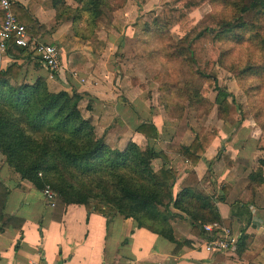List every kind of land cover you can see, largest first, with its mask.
Listing matches in <instances>:
<instances>
[{
    "label": "crops",
    "instance_id": "1",
    "mask_svg": "<svg viewBox=\"0 0 264 264\" xmlns=\"http://www.w3.org/2000/svg\"><path fill=\"white\" fill-rule=\"evenodd\" d=\"M13 1L30 16L28 32L34 38L48 42L61 38L58 31L45 32L56 18L51 0ZM64 56L61 71L53 74L30 50L17 55L4 51L0 54V67L18 62L22 65L19 78L24 82L43 77L52 91L80 93L81 106L87 107L81 111L82 116L92 120L97 136L110 148L123 150L133 142L142 150L151 147L165 154L166 158L152 160L154 170H177L175 194L192 187L212 196L222 217L219 224L231 229L237 242L230 251L211 253L202 248L204 239L192 234L187 219L173 221L175 239L190 242L177 246L139 227L134 218L120 214L106 217L84 204L51 207L43 192L22 179L0 153V183L8 191L0 217V264H264V150L257 148L263 132L257 138L247 136L246 140L233 142L227 140L230 136L223 125H217L215 138L199 163L193 165L185 161L183 147L201 136L204 122L198 119L200 128H196L191 120H186L189 108L186 103L177 108L176 99L170 96L172 83L161 85L146 73L140 75L147 68L143 67L144 57L138 60L136 55L130 56L131 61L136 57L134 63L128 61L132 68L116 83L112 70L100 79L95 67L91 73L80 65L72 69L76 67L72 61L75 55L68 52ZM69 58L71 65L65 62ZM144 122L155 125V138L138 131ZM221 168L227 170V179L216 178L215 173ZM259 170L261 176L256 179ZM9 217L22 223L11 222Z\"/></svg>",
    "mask_w": 264,
    "mask_h": 264
},
{
    "label": "trees",
    "instance_id": "2",
    "mask_svg": "<svg viewBox=\"0 0 264 264\" xmlns=\"http://www.w3.org/2000/svg\"><path fill=\"white\" fill-rule=\"evenodd\" d=\"M10 1L13 14L29 30L30 16L22 5ZM53 4L57 9V1ZM248 9L263 10L264 0H250ZM99 13L97 9L91 15L95 18ZM175 13L178 14L177 23L187 32L185 57L190 64L196 65L197 75L206 85L203 90L206 95L216 80L202 65L209 41L218 33L245 23L241 19L232 22L208 19L192 24L186 11ZM0 21H3L2 12ZM155 21L169 28L173 26L170 20L156 18ZM5 52L17 55L25 53L26 49L10 41ZM20 72L22 65L18 62L0 67V151L22 179L43 192L47 185L51 186L62 201L59 204L56 200L55 206L84 204L106 217L120 214L134 218L139 227H145L177 246L190 244L188 240L175 239L173 221L177 218L190 221L193 235L202 239L213 236L204 226L221 223L217 202L192 187H185L175 194L173 183L177 170L163 167L155 171L152 166L154 158H166L165 154L151 147L142 150L133 142L123 150L110 148L97 136L92 120L82 116L79 105L83 96L80 93L52 91L43 77H37L32 83L24 82L19 78ZM215 85L218 107L227 111L232 106L228 98L230 93L216 82ZM138 131L147 138L157 136L155 125L149 122L142 123ZM216 134V130L209 131L194 138L190 146L183 147L185 161L197 165ZM257 148L264 150V137ZM255 176L260 178L261 170ZM0 188L3 190L0 192L2 217L8 191L1 183ZM7 220L22 223L14 217Z\"/></svg>",
    "mask_w": 264,
    "mask_h": 264
},
{
    "label": "rangeland",
    "instance_id": "3",
    "mask_svg": "<svg viewBox=\"0 0 264 264\" xmlns=\"http://www.w3.org/2000/svg\"><path fill=\"white\" fill-rule=\"evenodd\" d=\"M55 1L56 18L45 32H59L61 38L50 43L61 49L62 60L68 52L75 55L72 61L75 60L76 67L72 69L82 66L83 69L89 68L91 73L95 67L100 72V79H105L112 70L110 74L113 73L117 83L123 73L132 68L128 63L130 56L136 55L138 60L144 57L146 63L143 67L147 68L140 75L146 73L161 85L168 81L172 83L171 92L175 93L170 96L176 99L177 108L185 103L189 108L185 113L186 120L200 128L198 119L202 118L201 136L223 125L230 136L227 140L233 139V142L246 140L247 136L257 138L259 132H263L264 137V9L250 11V0ZM97 9L100 13L93 18L91 13ZM183 10L188 13L192 24L208 19L217 22L241 19L245 23L215 35L209 41L202 61L206 73L214 75L217 85L230 93L228 98L232 106L227 111L218 107L215 82L204 95L206 85L197 75L196 65L190 64L185 57L187 32L177 23L178 14L175 13ZM156 18L170 20L173 26L160 25ZM36 32L38 30L33 33ZM135 58L131 62L134 63ZM65 62L71 65L70 58ZM79 108L82 111L87 107L80 103ZM169 112L174 114L170 109ZM234 124L237 127L233 129ZM251 129L254 130L251 132ZM226 173L227 170L221 168L215 173L216 178L227 179L229 175ZM49 187L61 204L58 193ZM92 204L91 201L90 208Z\"/></svg>",
    "mask_w": 264,
    "mask_h": 264
},
{
    "label": "built area",
    "instance_id": "4",
    "mask_svg": "<svg viewBox=\"0 0 264 264\" xmlns=\"http://www.w3.org/2000/svg\"><path fill=\"white\" fill-rule=\"evenodd\" d=\"M10 0H0L3 21L0 25V54L6 51L11 41L18 47L35 52L39 59L48 67L50 72L57 73L62 69L60 50L47 41L34 38L24 24L19 22L11 10ZM51 207L55 206L56 194L49 186L43 192ZM205 230L212 232L213 236L204 239L202 248L211 253L227 252L233 249L237 242L231 229L221 226L218 222L204 226Z\"/></svg>",
    "mask_w": 264,
    "mask_h": 264
}]
</instances>
